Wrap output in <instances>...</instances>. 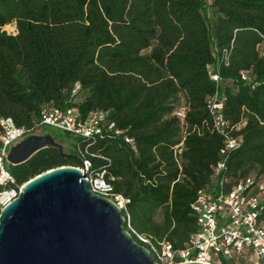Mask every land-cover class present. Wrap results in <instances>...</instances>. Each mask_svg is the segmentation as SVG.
Returning a JSON list of instances; mask_svg holds the SVG:
<instances>
[{
  "label": "trees",
  "instance_id": "trees-1",
  "mask_svg": "<svg viewBox=\"0 0 264 264\" xmlns=\"http://www.w3.org/2000/svg\"><path fill=\"white\" fill-rule=\"evenodd\" d=\"M262 43L264 0H0V116L49 134L40 125L47 102L82 117L100 109L133 141L103 128L73 136L70 147L53 137L69 156L41 148L9 165L15 184L78 166L73 156L83 150L91 170H103L128 199L123 227L135 242L133 232L181 247L196 228L190 203L199 191L222 176L224 190L248 175L264 180ZM212 97L221 102L222 132L213 126ZM180 104L181 119L173 115ZM237 136L214 175L224 140Z\"/></svg>",
  "mask_w": 264,
  "mask_h": 264
},
{
  "label": "built area",
  "instance_id": "built-area-1",
  "mask_svg": "<svg viewBox=\"0 0 264 264\" xmlns=\"http://www.w3.org/2000/svg\"><path fill=\"white\" fill-rule=\"evenodd\" d=\"M214 81L216 74H210ZM240 78L250 87L253 86L248 71H240ZM80 84L76 82L72 94H78ZM214 128L222 132L226 121L220 114L221 102L215 97L208 101ZM185 107L180 104L173 115L183 118ZM40 125H49L73 136L92 137L100 129H113V133L122 134L125 143L132 146V138L123 135L122 130L114 129L113 123L106 119V112L91 110L85 117L74 107H57L47 102L40 109ZM32 134H41L39 129L18 126L10 116H0V210L15 199L21 185L9 171L7 160L13 145ZM240 137H227L219 149L220 159L216 162L213 174L217 175L224 167V158L228 151L238 147ZM85 151L78 149L81 163L76 166L85 170L86 180L93 193L111 200L116 207L125 212L128 199L113 191L109 181L103 176V170H91V163L85 157ZM7 164V166H6ZM225 177L217 180L213 190L199 191L190 203L195 217L196 228L181 247H173L168 241L152 242L148 237L134 233L138 244L144 246L157 264H176L197 261L204 264H264V220L258 217L264 205V180L260 175H248L238 179L228 190L223 189Z\"/></svg>",
  "mask_w": 264,
  "mask_h": 264
},
{
  "label": "water",
  "instance_id": "water-1",
  "mask_svg": "<svg viewBox=\"0 0 264 264\" xmlns=\"http://www.w3.org/2000/svg\"><path fill=\"white\" fill-rule=\"evenodd\" d=\"M47 145L69 156L51 134H32L11 147L7 160L21 163ZM85 178L84 169L61 165L21 185L0 210V264H157L124 229L121 210Z\"/></svg>",
  "mask_w": 264,
  "mask_h": 264
},
{
  "label": "rangeland",
  "instance_id": "rangeland-1",
  "mask_svg": "<svg viewBox=\"0 0 264 264\" xmlns=\"http://www.w3.org/2000/svg\"><path fill=\"white\" fill-rule=\"evenodd\" d=\"M205 13L207 15V20L210 23V21H211V18H210L211 13H210L209 10H206ZM5 29L7 31H9V32H12L13 31V26L12 25H7V26H5ZM259 49H260V51L262 53L264 52V43H262L259 46ZM43 130L46 133L51 134L53 137H55L57 140H59L61 143H63V145L66 146V147H70V145H72V143L74 142V137H73V135L71 133L62 131V130H60L58 128H54V127L49 126V125L43 126ZM6 166H7V164H6Z\"/></svg>",
  "mask_w": 264,
  "mask_h": 264
}]
</instances>
